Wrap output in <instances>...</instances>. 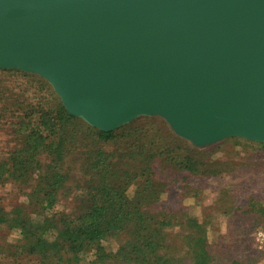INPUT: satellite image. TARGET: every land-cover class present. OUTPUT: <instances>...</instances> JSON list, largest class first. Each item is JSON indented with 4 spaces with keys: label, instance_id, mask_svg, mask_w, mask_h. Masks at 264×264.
Returning a JSON list of instances; mask_svg holds the SVG:
<instances>
[{
    "label": "water",
    "instance_id": "obj_1",
    "mask_svg": "<svg viewBox=\"0 0 264 264\" xmlns=\"http://www.w3.org/2000/svg\"><path fill=\"white\" fill-rule=\"evenodd\" d=\"M0 70L101 132L158 117L198 148L264 144V0H0Z\"/></svg>",
    "mask_w": 264,
    "mask_h": 264
},
{
    "label": "trees",
    "instance_id": "obj_2",
    "mask_svg": "<svg viewBox=\"0 0 264 264\" xmlns=\"http://www.w3.org/2000/svg\"><path fill=\"white\" fill-rule=\"evenodd\" d=\"M57 111L53 120L49 113L39 111L38 125L32 122L34 118L27 125L30 148L43 143L35 149L36 158L46 139H51L48 150L58 143L60 148L51 163L42 169L37 161L38 166L31 168L33 159L27 150L10 158L0 173V181L7 177L8 182L21 181L23 187H33L31 194H26L31 199L23 206L9 211L0 206V227L19 237L15 247L0 248V264H79L85 257L88 264H209L206 226L162 207L164 183L149 168L161 163L189 172L188 157L182 160L179 155L162 152L148 156L132 148L108 153L103 149L121 138L115 132L91 127L87 134L91 133L103 146L80 153L82 163L76 166L80 176L75 177L69 148L80 142L79 125L75 122L81 120L70 116L62 102ZM62 124L73 126V133L60 137ZM42 127L49 131L47 137L43 136ZM155 139L173 140L174 144L180 140L160 133ZM144 150L147 149L143 147ZM131 163H135L133 167ZM119 164L125 169L119 171ZM71 196L75 210L69 213L62 206L63 210L57 212L61 198ZM112 235L123 237L124 242L116 251L104 246V240ZM4 240L0 234V242Z\"/></svg>",
    "mask_w": 264,
    "mask_h": 264
},
{
    "label": "rangeland",
    "instance_id": "obj_3",
    "mask_svg": "<svg viewBox=\"0 0 264 264\" xmlns=\"http://www.w3.org/2000/svg\"><path fill=\"white\" fill-rule=\"evenodd\" d=\"M2 71L6 72L0 73V173L4 172V165L10 163V158L27 150H30L27 152L33 159L31 168L38 166V161L45 169L60 147L57 143L50 145L48 150L47 143L51 139H46L36 158L35 149L43 143L30 148L27 125L31 118L38 125L39 111L49 113L53 120L61 101L43 78L21 71ZM75 123L79 125L80 142L69 149L74 176L79 177L76 166L82 163L80 153L100 150L103 144L97 142L95 136L92 138L89 131L92 136L87 134L90 126L83 121ZM72 127L62 124L58 130L60 137L72 134ZM41 129L45 130L43 136L47 137L49 131L46 127ZM114 132L121 139L107 145L103 151L119 153L132 148L133 151L140 149L148 156L162 152L169 156L179 155L182 160L188 157L189 172L179 171V166L170 167L161 163L154 167L151 164L149 168L157 172L164 183L165 193L160 201L162 207L206 226L211 254L209 264H264V144L230 138L198 148L177 136L166 121L158 117L139 118ZM159 133L174 135L180 140L176 144L173 140L162 142L155 139ZM143 147L147 150L143 151ZM134 164L131 163V166ZM117 169L121 171L125 168L119 164ZM6 179L4 177V181H0V206L9 211L29 201L31 198L26 194H31L33 187H23L21 181L8 182ZM129 196H133V188ZM72 197L61 198L56 211H62V206H65V210L72 213L76 208ZM0 234L5 239L0 242V248L18 244V235L7 232L6 227H0ZM123 242L120 235H112L104 240V246L116 251ZM79 264H88L86 257Z\"/></svg>",
    "mask_w": 264,
    "mask_h": 264
}]
</instances>
